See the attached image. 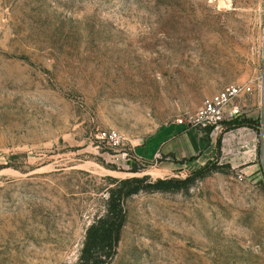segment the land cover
Returning <instances> with one entry per match:
<instances>
[{"label": "rangeland", "instance_id": "obj_1", "mask_svg": "<svg viewBox=\"0 0 264 264\" xmlns=\"http://www.w3.org/2000/svg\"><path fill=\"white\" fill-rule=\"evenodd\" d=\"M234 83L255 128L187 124ZM169 126L204 130V159L139 157ZM208 163L126 200L111 264H264V0H0V264H76L110 178Z\"/></svg>", "mask_w": 264, "mask_h": 264}, {"label": "trees", "instance_id": "obj_2", "mask_svg": "<svg viewBox=\"0 0 264 264\" xmlns=\"http://www.w3.org/2000/svg\"><path fill=\"white\" fill-rule=\"evenodd\" d=\"M230 128L249 126L255 128V123L249 119L234 118L226 122ZM210 134L212 128L205 129ZM217 154H221L222 138L217 139ZM218 165L208 163L186 178H167L153 181L148 175L129 177L123 180L110 178L113 181L108 189L107 207L89 226L86 240L81 249L76 264H111L117 255L121 232L126 222V200L142 191L169 192L186 188L198 178L218 169ZM137 167L132 172H138Z\"/></svg>", "mask_w": 264, "mask_h": 264}, {"label": "crops", "instance_id": "obj_3", "mask_svg": "<svg viewBox=\"0 0 264 264\" xmlns=\"http://www.w3.org/2000/svg\"><path fill=\"white\" fill-rule=\"evenodd\" d=\"M172 128L173 126H169L157 130L147 141L138 146L136 149L138 156L152 160H157L162 156H166L167 159L173 158L176 161L194 158V161L198 162L204 159L205 152L209 150L206 148L209 139L206 132H203L204 130L186 129L173 134L171 133ZM179 138L184 142L183 144L180 142L178 146L176 141ZM156 141H159V146L155 145Z\"/></svg>", "mask_w": 264, "mask_h": 264}, {"label": "built area", "instance_id": "obj_4", "mask_svg": "<svg viewBox=\"0 0 264 264\" xmlns=\"http://www.w3.org/2000/svg\"><path fill=\"white\" fill-rule=\"evenodd\" d=\"M252 87L247 84H230L223 90L204 99L198 110L190 116L188 125L195 128L213 130L221 129L226 122L236 118L241 113L239 101L252 93ZM183 124V119L179 120ZM110 139L119 143L121 135L117 131L110 133Z\"/></svg>", "mask_w": 264, "mask_h": 264}]
</instances>
